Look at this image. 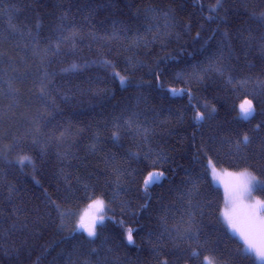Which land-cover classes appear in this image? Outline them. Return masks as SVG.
I'll return each mask as SVG.
<instances>
[{"label":"trees","instance_id":"1","mask_svg":"<svg viewBox=\"0 0 264 264\" xmlns=\"http://www.w3.org/2000/svg\"><path fill=\"white\" fill-rule=\"evenodd\" d=\"M211 168L264 182V0H0V264H258Z\"/></svg>","mask_w":264,"mask_h":264},{"label":"snow or ice","instance_id":"2","mask_svg":"<svg viewBox=\"0 0 264 264\" xmlns=\"http://www.w3.org/2000/svg\"><path fill=\"white\" fill-rule=\"evenodd\" d=\"M217 6H221V0H217ZM124 82V77H121V83ZM46 85L42 84L41 97L48 95L46 92ZM175 93V90H172ZM240 110L244 119L250 118L255 113L252 101L245 99L240 105ZM198 119L202 120L203 116H198ZM257 127H260L259 125ZM116 133H114V136ZM249 137L245 135L241 143L247 145ZM30 162V158L27 156H21L18 163L24 165L25 162ZM161 174L151 173L145 184L149 182L155 183L156 177ZM229 177H234L235 183L225 182L226 202L231 205L230 208H226L224 212V218L228 226L233 232L237 233L243 240L246 248L249 252H254L256 256L264 260V201L256 200L254 203H245L247 197H250L253 191L257 190V184H260V190H264V182H256L255 177L250 176L246 172L239 174L227 173ZM90 208L97 211H103L104 202L100 199H96L93 204L89 205ZM103 222V216L97 217L94 213L86 212L81 216L77 228L87 233L89 237L96 235L97 222ZM191 238V237H189ZM128 242L132 243V232L128 230L127 235ZM195 257L198 254L193 252ZM206 264H212L208 257H205Z\"/></svg>","mask_w":264,"mask_h":264},{"label":"rangeland","instance_id":"3","mask_svg":"<svg viewBox=\"0 0 264 264\" xmlns=\"http://www.w3.org/2000/svg\"><path fill=\"white\" fill-rule=\"evenodd\" d=\"M210 175L212 177V180H213L214 184L222 191L223 196H224L222 220H223V222L225 223V225L229 228V230L232 233L236 234V236H239L237 233H235V232L232 231V229L228 226V224L226 223L225 218H224V212H225L226 208H230L231 207V205H229L226 202V193H225V186H224V184H225V182H231L232 184H234L235 183L234 177H229L227 175V172H225V171L214 170L212 168L210 170ZM254 183H255V181H254ZM253 192H252V194H251L250 197H247V199L245 200V203H254L256 200H258L255 197V195H254ZM86 212H88V213H94L97 217H99L100 214H103L105 212V210H104V207H103V211H97L96 209H93V208H90L89 207L88 209H86V210H84V211H82L80 213H77L75 219L76 220H80L81 216H83ZM244 251L247 252V253H249V254H251L253 256V258L255 259V261L258 264H264V260L259 259L254 252H249L247 250V248H246V245H244ZM209 260H211L212 264H216L212 259L209 258ZM204 263L206 264L205 260H204Z\"/></svg>","mask_w":264,"mask_h":264}]
</instances>
